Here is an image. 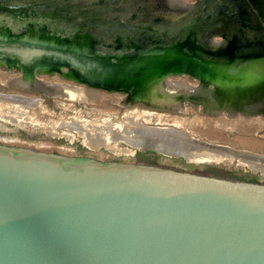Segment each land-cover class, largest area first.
<instances>
[{"label": "water", "instance_id": "95a60500", "mask_svg": "<svg viewBox=\"0 0 264 264\" xmlns=\"http://www.w3.org/2000/svg\"><path fill=\"white\" fill-rule=\"evenodd\" d=\"M0 69L16 91L0 98L34 99L54 132L93 122L35 96L56 98L41 83L52 76L151 117L264 122V0H0ZM4 100V112L27 108ZM151 117L91 131L119 156L264 175L253 149ZM0 264H264V183L0 143Z\"/></svg>", "mask_w": 264, "mask_h": 264}, {"label": "rangeland", "instance_id": "374dc122", "mask_svg": "<svg viewBox=\"0 0 264 264\" xmlns=\"http://www.w3.org/2000/svg\"><path fill=\"white\" fill-rule=\"evenodd\" d=\"M180 1L190 4V3H193L195 0H180ZM0 70L3 71L2 69H0ZM41 78H43V77H41ZM54 80H56V79H54ZM57 81L62 82L63 84L74 86L77 88V85H75L71 82L62 81L58 77H57ZM79 88L85 89V87H83V86H79ZM11 92H13V91H10V89H7L5 86L0 84V93H11ZM99 93L105 95L106 99L101 97L102 100L99 99L97 104H94L90 101L88 102L85 100H83V101H71V100L59 99V98H56L54 100L52 98H47V97H43V96H39V95H35V96L43 99V102L46 104V106L50 110L54 111L56 114L62 113L64 116H66V115L76 116L77 115L78 121L87 120V121L93 122L89 125L91 127H95V128H96L95 123L100 124V123H102V121L105 123L106 122L107 123H114V122L121 120L123 115H125L126 113L134 111L137 108L140 109V107H137V108L134 107V109H132L133 107L132 108L131 107H125V108L121 107L119 105L120 96L117 94H109V93H104V92H99ZM17 111L30 113L31 110L28 108H23L22 110L18 109ZM146 111H148V110H146ZM0 112H3L2 108H0ZM21 112H20V114H22ZM31 112H33V111H31ZM5 113H6L7 119H4L0 116V143L13 144V145H17V146H25V147H32V148H40V150H43V151L63 153V154H69V155H79V154L86 155L85 153L77 152V150H79V148H81L79 146V138L78 137H80L81 142H82V140H84L85 136L88 138V136L92 132L91 128H88V126L86 127L87 124L82 126V127H85V129H84L85 131L83 134H80V132L78 130H77V133H75L73 131L63 130V128L61 126H58L59 127L58 130L56 129V131L58 132L57 133V132H54L53 129L49 130L51 128L49 126L45 125V122H43V121H45L44 118H42V119L39 118L38 121H34L33 120L34 117L33 118L30 117L29 114H27V113H23L22 117H19L15 113H9V112H5ZM37 113L38 112H34L35 117H36ZM152 113H154L153 114L155 116L154 118H157L159 115L162 116L163 114H165V113H159V112H155V111L154 112L152 111ZM166 114H168V113H166ZM172 114H174V113H172ZM172 114L170 113L168 115L174 116ZM195 114L199 115L197 113V111L193 109V110L188 111V114H186V115L177 114V117L178 118L179 117L191 118ZM257 119H258V122H255V123L250 122L251 124H253L252 126H250V123H248L249 121H247V123H245V122L240 123V125H235L234 123H230L229 127L224 126L225 130L219 129L220 131H222L221 135H223V137L226 138L222 143L234 145L232 147L244 150L243 144L238 143L240 139H246V140L250 139L253 141H257L256 139H258V141L263 142L264 138H261L257 134L262 129L261 126H262V124H264V122H262V120L259 118H257ZM245 120H248V119H245ZM145 125L153 126L154 124L146 123ZM157 126L175 128L171 124H166V123L165 124L164 123L163 124L157 123ZM68 129L74 130L71 127H68ZM92 130H99V129H92ZM43 131L49 132V134H51V135H48V134L44 133ZM95 134L99 138L105 137V135H101L100 133L99 134L95 133ZM67 135H71V137H67ZM194 138L199 139L198 136H195ZM251 138H253V139H251ZM66 140L67 141L71 140L72 142L69 143L70 141L67 142ZM95 141H97V140H95ZM96 143H98V142H96ZM102 144H104V143L100 142V146ZM41 146H43V147L41 148ZM245 148H247V147H245ZM255 151L258 154H261L262 156H264V152H261L259 150H255ZM87 155H89L93 158H96V159H101V160H118V161H132V162H138L139 161V162H144V163H152V164H156V165H160V166H164V167L180 168L179 162H177L178 163L177 164L174 161H169V160L163 159L162 157L157 159V161H155L153 163V162H150L149 160H144V159H142L143 161H141L137 158L134 160V159H129V158L112 156L108 152L104 153V150L100 151L98 153H91V154L89 153ZM212 168H214V167H212ZM212 168H211V170L205 169L204 171H206L207 174H210L212 176L223 177V178L232 179V180H242V179H239L238 176L235 175L236 172H243L246 176L247 175L252 176L253 179H255L254 182H257L256 177H264V175H257L256 177L253 176L254 174L252 175L251 173H249L248 172L249 169L247 167H243V166L241 168H238L237 170L230 171V172H223V173L218 168H216V169H212ZM198 169H200V167ZM188 170H191V169L188 168ZM258 182L264 183V179L260 178Z\"/></svg>", "mask_w": 264, "mask_h": 264}, {"label": "bare ground", "instance_id": "6f19581e", "mask_svg": "<svg viewBox=\"0 0 264 264\" xmlns=\"http://www.w3.org/2000/svg\"><path fill=\"white\" fill-rule=\"evenodd\" d=\"M180 5H181L180 8H182L183 7L182 5H184V4H180ZM14 78H15V75H11L9 73H5L3 71H0V83L1 84H3V85L7 84L8 85L10 83H13ZM41 83H43L45 85V87L43 88V90L45 92H47L48 94L51 93V96H54V97L59 98V99H62V98H60L61 95H59V92H60L62 95H64V97L68 96V97H71V99H76V100L79 98V99L86 100L88 102L90 101L94 104H97L99 99L102 100V98L98 92L83 90V89H80L79 87L76 88L74 86H69L67 84H62V85H59V83L54 84V82H51L50 80H46V79L41 81ZM3 100L0 98V103ZM6 101L9 103H11V102L15 103L16 101L19 103H23V105L27 106V108H29L31 111L38 112L36 114L37 118H40V119H42V118L46 119L47 118L46 116L42 117V114H40V112H39V108L36 107V103H35L36 101L32 98L27 97V95H25V97L15 98L14 100H4V102H6ZM38 104L40 106V102ZM13 106H15V105H13ZM21 106L22 105H19V107H21ZM1 108L3 110H5L4 107H1ZM13 110H15V109H13ZM3 112H0V116L4 119H7L6 113L5 112L3 113ZM14 113L20 114V112H18V111H14ZM150 115H151L150 113H147V112H144L141 110L139 111L138 109H135L134 111L128 112L125 115H123V118L125 120H130V119L136 120L139 118L150 119V117H151ZM154 117H151V118H154ZM72 120H76V118L73 117V118H71V121ZM157 120L161 121V122H172L176 126H179V127L183 126V127L187 128L188 130H191L193 133H196L199 136H207V138L213 139V140L224 139V137H222L223 135H221L222 131H220V130H225L224 126L229 127L230 123H234L235 125H240V123H244V122L247 123V121H249L248 123L258 122L257 118L248 119V120H244L241 118L229 120L226 117H220L217 119H212V118L201 117V116H198L196 114L191 118V121L189 122L190 125H189L187 120L182 119V118H180V119L175 118V117L171 118V117L159 115L157 117ZM61 121H62V123H65L64 120H60L59 122H61ZM72 123H73V121L71 123H69V125H66V126L71 127L74 130H71L68 128L63 129V130L73 131L75 133H77V130H78L80 132V134L84 133L85 127H82L83 125H80V123H78L77 126H73ZM252 125L253 124L250 123V126H252ZM88 128L97 129V128L91 127L89 125H88ZM94 131H97V130H94ZM94 131H92L90 133L88 138L85 136L84 140H82L83 143L81 142V144L84 145V147H86L88 149L90 148L92 151L93 150H99L100 148H103V149H105V150L109 151L110 153L115 154L117 156H119L123 153L124 154L127 153L126 150L119 149V145L107 143L106 137L99 138L95 133H93ZM67 137H71V135H67ZM95 140H97V141H95ZM69 141L71 142V140H69ZM96 142H98V143H96ZM100 142H102L104 144H102L100 146ZM238 143L243 144L244 147H247L249 149H253L254 151L259 150L261 152H264V141L262 142V141H253L250 139L249 140L240 139ZM256 167L259 168V166L255 165V168ZM259 169H261V167ZM262 170L264 171V167Z\"/></svg>", "mask_w": 264, "mask_h": 264}, {"label": "flooded vegetation", "instance_id": "af4514ba", "mask_svg": "<svg viewBox=\"0 0 264 264\" xmlns=\"http://www.w3.org/2000/svg\"><path fill=\"white\" fill-rule=\"evenodd\" d=\"M57 77L58 76H52V77H45L46 78V80H50L51 82H54V83H62V82H58L57 81ZM44 77H43V79H45ZM60 80H62L60 77H58ZM54 79H56V80H54ZM62 81H64V80H62ZM74 84V83H73ZM10 91H12V90H10ZM14 92V91H13ZM14 93H16V91L14 92ZM99 95L102 97V98H104V99H106V97H105V95H103V94H101V93H99ZM48 98V97H47ZM52 99H56V98H52ZM103 99V100H104ZM43 100V99H42ZM132 109H134V107L132 108ZM140 109H141V107H140ZM160 113V112H159ZM76 117H77V115H76ZM75 117V118H76ZM77 119V118H76ZM90 126V125H89ZM79 138V146L82 148H79V150H77V152H80V153H85V154H91V153H98V152H100V151H103L104 150V153L105 152H108L107 150H105V149H103V148H100L98 151H96V152H94V151H91V150H88V149H86L85 147H83L82 146V144H81V139H80V137H78ZM251 139H253V138H251ZM256 140H258V139H256ZM67 141V140H66ZM67 142H69V141H67ZM72 142V141H71ZM71 142H69V143H71ZM83 143V142H82ZM226 145H228V146H234V145H229V144H226ZM237 146V145H236ZM119 147H121V145H119ZM238 149V148H237ZM83 151V152H82ZM250 151H252V150H250ZM252 152H254V153H256V154H258L256 151H252ZM109 154H111L112 156H115V155H113L112 153H110V152H108ZM139 154H143L144 155V158H147L150 162H155V161H157V159H156V157L157 156H161V155H158V154H149V153H141V152H136V154L135 155H133V156H119V157H122V158H129V159H139V160H141V161H143L142 160V158L140 157V156H138ZM258 155H261V154H258ZM262 156V155H261ZM117 157V156H116ZM163 159H166V160H169V161H174V162H179V165H180V168H175V169H182V170H188V168L189 169H191V171H197V172H202V173H206L207 174V172L206 171H204L205 169L207 170V169H209V170H211V168L212 167H210V166H205V165H194V164H188V163H186L184 160H182V159H174V158H167V157H164V156H161ZM264 157V156H263ZM159 159V158H158ZM162 159V160H163ZM182 161L187 165V167L182 163ZM178 164V163H177ZM184 167V168H183ZM200 167V169H198ZM195 169V170H194ZM212 169H216V168H212ZM222 173L223 172H230V171H227V170H222V169H219ZM261 170V169H260ZM204 171V172H203ZM249 173H251L253 176H257V174H255V173H253L252 171H248ZM234 174V173H233ZM235 175L236 176H238V178L239 179H242V180H247V181H253L254 182V180L255 179H253V177L252 176H246L243 172H236L235 173ZM257 179H256V181L258 182L259 181V179L260 178H263L264 179V177H256Z\"/></svg>", "mask_w": 264, "mask_h": 264}, {"label": "trees", "instance_id": "16d2710c", "mask_svg": "<svg viewBox=\"0 0 264 264\" xmlns=\"http://www.w3.org/2000/svg\"><path fill=\"white\" fill-rule=\"evenodd\" d=\"M138 156H140L142 159L144 160H148L147 158H144L143 154H139ZM161 158V156H157L156 159ZM182 163L187 167V165L182 161Z\"/></svg>", "mask_w": 264, "mask_h": 264}]
</instances>
